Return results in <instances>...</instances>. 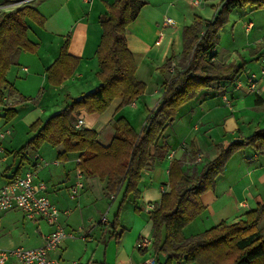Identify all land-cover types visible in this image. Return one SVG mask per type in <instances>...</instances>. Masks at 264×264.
<instances>
[{
  "label": "crops",
  "instance_id": "0c3cea01",
  "mask_svg": "<svg viewBox=\"0 0 264 264\" xmlns=\"http://www.w3.org/2000/svg\"><path fill=\"white\" fill-rule=\"evenodd\" d=\"M113 1L0 0V12L29 5L45 18L41 27L26 19L27 36L37 45L36 50L34 52L20 50L5 75L7 85L2 88L3 103L0 105V185L15 175L32 170L36 179L45 183L44 193L52 203L60 210L68 212L61 215L59 221L66 231H73L75 235L66 238L51 251V257L63 262L78 260L84 264H139L153 258L154 262L151 264H163L161 261H165L166 256L163 252L156 254L153 250L152 221L150 212L145 208L147 205L157 203L163 192L169 190L167 173L170 160L183 158L193 142L195 148L201 151L193 162L199 159L206 162L218 153L214 147L215 142H227L233 139L226 138V131L230 130L236 138L250 135L257 127H264V76L258 77V91L253 93L252 98L246 97L250 92L245 84L241 87L236 86V80L243 82L246 79V75L241 77V74L233 83L226 82L225 88L217 92L220 95L219 100L215 97L214 88L213 91H203L198 103L190 104L191 107L187 108L188 114L195 111L201 113L200 119L194 124L197 128L193 127L201 133V138L194 135L189 144L184 141L175 147L172 144L168 145L169 136L164 135V143L170 148L166 155L149 160L141 170L136 184L137 197L128 193L121 204L124 184L106 196L103 193L106 180L85 177L81 173L83 188L71 198L69 189L80 172L77 167L79 160L77 153H68L66 159H59L57 154L61 147H53L50 144L49 147L46 145L48 143H43L37 150L27 149L22 154H16V151L31 135L28 127L35 120L47 119L66 105L67 97L76 98L99 84L100 81L96 76L99 71L96 48L100 42L102 29L98 18L107 12V5L112 4ZM143 1L146 4L141 7L136 19L127 26L125 39L135 61V77L144 83L145 91L133 102L121 107L120 99L115 98L102 113H87L84 109H80L79 112L70 115L74 125L81 120L80 127L95 130L98 141L103 146L111 142L114 134L113 123L117 118L124 117L138 132L134 122L138 119L137 112L140 117L146 116L148 110L157 106L161 96L162 80L159 79V68L171 53L178 55L182 50L181 28L172 23L179 19L178 10H185L181 8L183 4L197 7L201 3L194 5L191 0ZM208 1L209 6L217 2V0ZM219 3L220 1L216 7ZM182 17L184 18V14ZM166 18L172 23H165ZM247 24L252 26L251 21ZM67 36L69 39L67 52L79 61L70 77L60 85H51L47 80L46 68L58 56L59 49ZM214 51H217L216 47ZM255 54L256 52L254 55L251 54V59L255 61L258 59L261 63L264 53ZM239 55L240 61L245 62L246 58ZM235 61L240 62L238 59ZM156 75L158 76L152 81L156 98L148 101V80ZM201 93L202 91L196 97ZM21 96L28 100L20 101ZM256 97L259 98L258 103H255ZM8 108L15 110V115L11 119H6L4 116ZM175 118L176 115L173 122ZM204 121L208 123L206 126L202 124ZM244 123L246 129L242 128L245 127ZM138 125L142 127L140 122ZM214 125L220 127V131L215 136L211 135ZM19 126L24 129L23 138H26L24 141L17 139ZM161 142L160 136L157 144L161 145ZM209 150L210 155H208ZM169 154L170 158L167 156ZM201 196L205 203L204 212L212 217V226L222 221L231 223L243 218L246 211L253 209L257 203L264 202V153H258L251 147L234 153L226 162L223 172L216 176L214 190ZM14 211L19 210L0 213V247L10 248L13 245L1 232V227L6 222L5 215ZM117 211H119V225L112 232L110 225ZM102 216H105V222H100ZM23 217L26 218L24 215ZM29 222L37 229L38 241L34 246H40L43 236L51 231L52 227L43 220H29ZM81 234L84 235L83 238L80 237ZM139 239L146 240L147 247L136 248L135 244Z\"/></svg>",
  "mask_w": 264,
  "mask_h": 264
},
{
  "label": "trees",
  "instance_id": "16d2710c",
  "mask_svg": "<svg viewBox=\"0 0 264 264\" xmlns=\"http://www.w3.org/2000/svg\"><path fill=\"white\" fill-rule=\"evenodd\" d=\"M143 0H114L107 5V12L98 18L102 34L96 48L99 84L91 91L76 98L67 97L66 105L47 119L35 120L28 129L31 135L16 151L22 154L27 149L37 150L43 143L60 146L59 159L68 153H77V167L85 177L106 180L103 193L109 196L124 184L121 204L128 193L138 196L136 184L141 170L149 160L163 157L169 150L166 143L157 144V138L174 120L180 105L196 97L201 91L215 88L221 91L225 83H233L241 73L245 62H235L215 67L214 48L217 29L233 8H264V0H220L216 17L204 24L196 21L182 30V50L172 67L177 76L166 78L157 106L148 112L139 132L119 117L113 123L111 142L103 146L93 129L76 127L70 120L72 113L84 109L87 113H102L115 98L119 106L133 102L143 93L144 83L135 77L136 65L126 45V29L139 14ZM222 14H226L222 17ZM26 19L42 26L45 18L34 7L24 5L12 11L0 12V105L3 103L2 88L7 85L5 75L20 51L34 52L37 45L27 36ZM68 36L59 49L58 56L46 68L48 83L60 85L74 72L78 58L68 54ZM170 56L159 68L173 60ZM212 66V67H211ZM167 75V74H166ZM237 81V80H236ZM235 81V82H236ZM11 88V87H10ZM11 90V89H9ZM28 100L21 96L20 101ZM34 101V99H29ZM259 98L256 97L255 103ZM15 115L13 108L5 110L6 119ZM218 153L213 159L203 162L197 169L182 168L184 158L190 161L201 153L193 142L183 158L172 159L168 166L169 190L163 192L150 212L152 221V247L157 254L166 256L163 264L189 262L196 264H264V231L259 228L264 219V202L257 203L244 217L231 223L224 221L190 236L182 235V228L199 215L205 206L201 195L213 191L215 178L223 172L228 159L237 151L251 147L264 153V127L255 128L248 136H239L227 142L214 144ZM201 159H199L200 161ZM198 161V162H199ZM120 204V205H121ZM118 213L110 225L112 232L119 225Z\"/></svg>",
  "mask_w": 264,
  "mask_h": 264
},
{
  "label": "rangeland",
  "instance_id": "374dc122",
  "mask_svg": "<svg viewBox=\"0 0 264 264\" xmlns=\"http://www.w3.org/2000/svg\"><path fill=\"white\" fill-rule=\"evenodd\" d=\"M212 1V0H211ZM215 0H213L214 2ZM220 0H217L216 3H214L213 6H209V1L208 0H199V3L194 4L193 1L191 2L194 5H199V6H187L186 4H183L181 8H185V10L179 9L178 13L179 14V19L175 20V22L169 21V23H172V25L175 23L176 26L181 28V34L182 30L185 26L191 25L194 22L198 21L201 24H204L206 21H212L216 17V4ZM215 8V9H214ZM187 11V14H186ZM184 12V13H183ZM184 14V18L182 17ZM226 14H222V17H224ZM227 21L223 22L217 29V43H216V59L214 61V66H223L228 63H237L240 64V62H236L235 59H238L239 61L241 60L240 55L245 59V65L243 66V69L241 71V77L245 76L247 72L252 71L255 72L257 75H260V67L261 63L260 60H254L251 59V54L254 55V52H256L255 55H259L264 53V8H251L248 7L245 9H240V8H233V10L229 11L228 14L226 15ZM251 21L252 26L250 27L249 30L245 29L246 24ZM164 22L167 23L168 19H164ZM181 53V52H180ZM175 53H171L170 56H173V60L171 63L168 65L170 66L169 69L164 68V73L159 76V79H162L160 82V91L162 93V83L166 78H173V76H177V73H174V70L172 67L175 66V62L178 59ZM164 64V63H163ZM162 64V65H163ZM212 67V66H211ZM167 74V75H166ZM153 76L148 80V90L149 93L147 94V99L152 100L156 97H154V85L152 84V81L155 80L157 77ZM165 76V77H164ZM214 88V87H213ZM213 89H207L206 91H210ZM145 91V87L143 92ZM218 91L214 88V94L217 100H219V94L217 93ZM202 93L194 99V101L191 99L189 101H186L180 105V107L177 108L175 115V121L171 122L168 127H166V132L165 134H161L162 138V143H164L165 136L168 137V145H173L175 147L179 146V144L183 143L184 141L186 144H189L190 139L195 135L199 138H201V133L198 132L195 128H197L194 124L198 122L200 119L201 113L198 111L193 112L192 114H188L187 108H190V104L193 103H198L200 96L202 97ZM253 95V96H252ZM246 97H254L253 93L247 94ZM216 100V101H217ZM193 101V102H192ZM204 109V108H203ZM142 111V110H141ZM150 110L147 111V115ZM203 112V110H201ZM194 114V116H193ZM200 114V115H199ZM147 115H143L140 117V114L137 112L138 119L134 120L136 123V127L138 128L139 132V122L141 123L140 126H142V123L144 122L145 118ZM175 117V116H174ZM245 120V118H243ZM204 126H206V121L202 123ZM132 125V124H131ZM245 127L242 126V128L246 129V124L244 123ZM195 126V128H193ZM204 127H201L203 129ZM219 126L213 127V132H211V135H214L218 133ZM136 131V130H135ZM243 131V130H242ZM24 129L19 126L18 127V132H17V139L18 140H25L24 137ZM226 138L232 139L233 133L229 130L226 131ZM224 135V134H223ZM221 135V137L223 136ZM159 136V137H160ZM158 137V138H159ZM157 138V140H158ZM201 140L202 145L205 146L204 142ZM21 141V143L23 142ZM20 143V144H21ZM17 144V141L15 143V146ZM216 144V142H215ZM47 146L51 147L49 144H46ZM170 148V146H169ZM205 152V151H204ZM211 154V151H208V155ZM30 155V154H29ZM170 155V154H169ZM170 158V157H169ZM174 159V158H172ZM171 159V160H172ZM170 160V161H171ZM200 160L199 162H192L190 159L184 158L183 166L182 168L184 170L190 171L193 169L195 166L197 169L201 166L203 163ZM166 162H168L166 160ZM191 172V171H190ZM167 181H168V176H167ZM206 193V192H205ZM203 195V194H202ZM201 200H203L204 203V198L201 196ZM102 199V198H101ZM104 201V200H103ZM7 217V218H6ZM6 222H4V225L1 227V232L5 235L6 238L10 239L13 245L11 247L15 246H24L28 248L36 247L34 244H36L37 240V229L35 226H32L29 222L28 219L24 218L22 213L19 211H14L13 213H8L7 216L5 215ZM213 220L211 216H208L204 210L197 215L195 218H193L190 222H188L183 228H182V235L187 237L190 236L191 234L201 232L208 228L209 226H212ZM259 228L261 231H264V219L261 220ZM2 247V246H1ZM10 247V248H11ZM9 248V247H7ZM153 259V258H150ZM164 260L161 261L163 263ZM153 263V262H152ZM158 264V263H157ZM170 264H196V263H189V262H171Z\"/></svg>",
  "mask_w": 264,
  "mask_h": 264
},
{
  "label": "built area",
  "instance_id": "2783aa9c",
  "mask_svg": "<svg viewBox=\"0 0 264 264\" xmlns=\"http://www.w3.org/2000/svg\"><path fill=\"white\" fill-rule=\"evenodd\" d=\"M194 4L199 0H192ZM169 19L168 22L169 23ZM250 24L246 25L249 30ZM260 75L255 72H247L245 81L237 80L236 86L246 85L248 92L255 93L258 91V77L264 76V56L261 58ZM81 120L76 127H80ZM170 157V155H167ZM79 161V160H78ZM83 188L81 172H78L76 181L69 189V195L74 198ZM46 185L43 181L36 179L35 172L30 170L21 175H15L0 185V213L17 209L23 215L31 220H43L52 227L51 231L43 236L42 244L37 247L27 248L15 246L11 248L0 247V264H84L78 260L63 262L57 258L51 257L50 252L55 250L66 238L74 237V232L66 231L60 224L59 218L68 212L60 210L44 193ZM112 197V196H111ZM153 204L147 205L145 210L151 212ZM105 216H102L100 222H105ZM84 237L83 234L80 235ZM148 242L139 239L135 246L138 249L147 247ZM154 259H148L139 264H151Z\"/></svg>",
  "mask_w": 264,
  "mask_h": 264
}]
</instances>
